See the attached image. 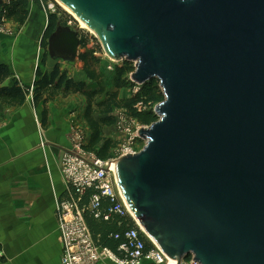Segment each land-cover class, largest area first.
Here are the masks:
<instances>
[{
    "label": "water",
    "instance_id": "95a60500",
    "mask_svg": "<svg viewBox=\"0 0 264 264\" xmlns=\"http://www.w3.org/2000/svg\"><path fill=\"white\" fill-rule=\"evenodd\" d=\"M54 1L160 84L144 147L113 162L138 226L172 264H264V0ZM79 48L67 25L48 40L67 63Z\"/></svg>",
    "mask_w": 264,
    "mask_h": 264
},
{
    "label": "crops",
    "instance_id": "0c3cea01",
    "mask_svg": "<svg viewBox=\"0 0 264 264\" xmlns=\"http://www.w3.org/2000/svg\"><path fill=\"white\" fill-rule=\"evenodd\" d=\"M44 10L30 1L28 20L23 25L9 23L19 32L14 37L0 36V65L10 69V76L1 87H11L17 82L32 90L36 71L49 74L56 65L70 78L91 83L78 59L75 63L80 65L76 68L75 63L64 62L48 53L41 63L44 51L40 43L47 24ZM85 108L86 98L81 94L60 95L46 106L40 103L35 107L31 94L22 106L0 103V264H61L56 204L69 200L71 191L61 176L60 161L70 149L71 126L85 130L83 146L88 150L91 130L84 120ZM44 109L47 111L45 127ZM112 127L103 128L104 139H107L104 130ZM99 147L89 151L97 152ZM89 196L88 193L84 197V204ZM107 207L104 204L99 213L104 214ZM116 227L122 234L125 226L117 224Z\"/></svg>",
    "mask_w": 264,
    "mask_h": 264
},
{
    "label": "trees",
    "instance_id": "16d2710c",
    "mask_svg": "<svg viewBox=\"0 0 264 264\" xmlns=\"http://www.w3.org/2000/svg\"><path fill=\"white\" fill-rule=\"evenodd\" d=\"M30 1L38 8L48 7L49 0H19L3 12L7 20L13 23L23 25L29 17ZM59 10V9H57ZM60 11V10H59ZM60 17L58 11L47 12V24L42 35L40 47L44 51L41 63H44L48 56V40L58 25L66 26ZM88 38H80V50L78 61L83 64L82 71L86 78L93 84L94 89H88L86 82L76 81L68 76L66 71H61L59 65H56L51 73H42L39 69L36 71V81L33 83L32 90L27 86H21L14 82L11 87H1L3 82L9 78L10 69L7 65H0V103L9 107L22 106L27 96L32 95V103L37 107L40 103L46 106L47 103L58 96L66 97L69 94H81L86 98V108L84 111V120L91 130V138L88 150L100 145L97 150V156L102 160L110 158V152L116 147V144L103 138V128L115 126L117 119L115 111H123L136 121L141 127H149L158 120L154 113L155 105L163 102L164 97L160 84L153 79L144 85H136L130 80L131 74L135 68L133 63L122 62L121 66L114 67L113 86L115 91L105 90L100 74L101 59L96 54L100 53V47L97 45L88 48ZM131 89V96L128 98H119L118 92L122 89ZM137 89L136 92L134 90ZM143 109H138V105ZM145 107V108H144ZM46 109L42 112V124L46 125ZM108 202L101 200V207ZM103 215V214H102ZM85 221L98 247L107 248L116 251L119 241L114 239V235L119 234L121 229L117 224L125 226L122 231L134 228L135 224L130 217L110 216L108 221H104L100 216L96 219L94 213H87ZM122 232V233H123ZM154 247L146 241V251ZM188 257L185 261H188Z\"/></svg>",
    "mask_w": 264,
    "mask_h": 264
},
{
    "label": "built area",
    "instance_id": "2783aa9c",
    "mask_svg": "<svg viewBox=\"0 0 264 264\" xmlns=\"http://www.w3.org/2000/svg\"><path fill=\"white\" fill-rule=\"evenodd\" d=\"M2 1L0 36L14 37L18 31L9 26L10 22L3 12L19 0ZM52 7L53 5L47 9L50 10ZM141 106V104L138 105V109L141 110ZM140 128L144 127L136 126L131 129V137L119 148L112 160H102L84 149L83 133L76 131L70 139V149L63 154L60 161V173L71 195L69 200L56 204L57 234L62 247L61 264H168L166 255L150 241L132 219L119 193L114 176L113 162L115 159L120 156L134 155L144 147V140L141 147L136 145L139 139L137 131ZM88 193L90 194L88 202L84 204V197ZM102 199L108 202L103 215L99 213ZM87 213H94L96 218L101 216L104 221H108L112 215L128 216L134 222L135 227L122 234L114 235L119 245L116 251H111L96 245L85 221ZM146 241L152 244L154 247L152 250L146 251ZM184 262L196 264L192 257L181 264Z\"/></svg>",
    "mask_w": 264,
    "mask_h": 264
},
{
    "label": "rangeland",
    "instance_id": "374dc122",
    "mask_svg": "<svg viewBox=\"0 0 264 264\" xmlns=\"http://www.w3.org/2000/svg\"><path fill=\"white\" fill-rule=\"evenodd\" d=\"M52 5H53V7L50 10H48L47 6H46V8H45L46 11L44 10L45 14L47 12L58 11L60 17L63 18L64 22H67L66 25L68 27L72 28V30H74V31H78V33L81 37L88 38V40H89L88 48H93L96 45L98 47H100L101 52L96 54V55L98 57H100V59H101L100 74L102 76L103 87L105 90H108V91L112 90L114 88V86H113L114 67L121 66L122 62H114L112 60H109V58L105 55L99 40L97 38H95V36L93 34H91L90 32H88L86 30L79 29V23H78L77 19H75L68 11H66L63 7H61L57 2H55L54 0H49L48 1V8L51 7ZM33 9H34V12H38L36 8H33ZM57 9H59L60 11ZM43 18L46 19L44 15H43ZM69 22H71V24H69ZM45 23H46V21H45ZM13 26H14V24H13ZM15 29H17V31L19 32L17 27ZM81 51H82V49L81 50L79 49L78 52L80 53ZM73 63H75V62H73ZM74 65H76V68H77V66H79L80 64L75 63ZM75 74H76V76L78 75L77 70L75 71ZM87 84H89L91 87L95 88V84L89 83V82ZM131 92H133V91H131V89H129V88L124 89L122 91V93H120L119 97L128 98L129 96H131ZM134 92H135V90H134ZM157 105H155V107ZM142 109H143V107L141 106V110ZM114 115L117 119V125L112 127L111 129H105L104 130V137L107 139H110L113 143L116 144L117 147H115V150H112L110 152V158L107 160L114 159L119 148L122 147L124 144H126L125 143L126 140H128L131 137V129H134L136 126H138V127L140 126L136 121L131 119V117L128 116L123 111H120V110L115 111ZM76 131L80 132V133H84L85 130L79 126H77V127L71 126L69 140L71 138H73ZM84 137H83L82 141H84ZM142 143H143V140L137 139V142H136L137 147H141ZM87 151H89V150H87ZM89 152L97 155V152H95V151H89ZM150 264H152V263H150ZM183 264H186V262H184Z\"/></svg>",
    "mask_w": 264,
    "mask_h": 264
},
{
    "label": "bare ground",
    "instance_id": "6f19581e",
    "mask_svg": "<svg viewBox=\"0 0 264 264\" xmlns=\"http://www.w3.org/2000/svg\"><path fill=\"white\" fill-rule=\"evenodd\" d=\"M64 8V7H63ZM66 11H68L66 8H64ZM69 12V11H68ZM70 13V12H69ZM71 14V13H70ZM72 15V14H71ZM73 16V15H72ZM74 17V16H73ZM75 18V17H74ZM75 19H77V18H75ZM77 21H78V23H79V29H82V30H86V31H88V32H90L91 34H93L94 36H96L91 30H89L81 21H79L78 19H77ZM130 215H131V217H132V219L134 220V221H136L135 220V218L133 217V215L130 213ZM150 239V238H149ZM151 240V239H150ZM152 241V240H151ZM153 242V241H152ZM173 262L170 260V259H168V264H172Z\"/></svg>",
    "mask_w": 264,
    "mask_h": 264
}]
</instances>
